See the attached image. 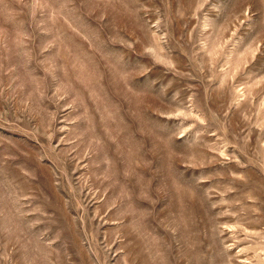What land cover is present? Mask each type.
Listing matches in <instances>:
<instances>
[{"label":"rangeland","instance_id":"obj_1","mask_svg":"<svg viewBox=\"0 0 264 264\" xmlns=\"http://www.w3.org/2000/svg\"><path fill=\"white\" fill-rule=\"evenodd\" d=\"M0 264H264V0H0Z\"/></svg>","mask_w":264,"mask_h":264}]
</instances>
